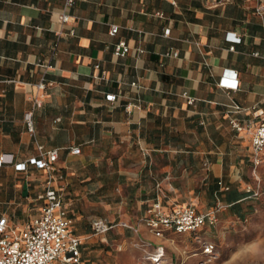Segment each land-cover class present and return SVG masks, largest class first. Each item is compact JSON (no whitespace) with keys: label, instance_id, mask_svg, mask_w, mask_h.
Segmentation results:
<instances>
[{"label":"crops","instance_id":"0c3cea01","mask_svg":"<svg viewBox=\"0 0 264 264\" xmlns=\"http://www.w3.org/2000/svg\"><path fill=\"white\" fill-rule=\"evenodd\" d=\"M64 4L0 0V155L13 154L19 163L37 155L39 145L59 149L61 172L62 157L73 155L70 147L168 117L205 130L206 122L238 118L251 127L240 135L241 148L252 145V131L264 117V0H75L63 24ZM113 25L119 27L115 35ZM120 41L130 46L124 57L114 54ZM226 71L237 72V89L220 85ZM42 79L45 88L38 86ZM184 92L196 98L194 104ZM111 93L115 101L107 98ZM28 112L34 133L27 128ZM200 153L206 164L204 143ZM225 158L220 151L211 161L219 183ZM45 179L33 165L25 171L3 165L0 217L27 223L42 204L37 195ZM226 188L236 191L237 202L248 197L244 187Z\"/></svg>","mask_w":264,"mask_h":264},{"label":"rangeland","instance_id":"374dc122","mask_svg":"<svg viewBox=\"0 0 264 264\" xmlns=\"http://www.w3.org/2000/svg\"><path fill=\"white\" fill-rule=\"evenodd\" d=\"M232 118L206 122V130L203 124L188 126L184 120L152 119L127 135L81 145L80 155L66 152L60 163L63 179L58 182L83 241L79 264H150L144 258L149 240L164 249V264H264V153L259 165L249 160L254 156L252 145L241 148L243 131H237ZM202 143L206 164L201 160ZM220 151L226 158L216 189L211 161ZM227 185L244 187L248 193L235 208L225 199ZM154 198L174 207L189 204L203 212L216 210L217 223L197 234L153 238L140 219ZM15 200L18 204L25 199ZM18 207L17 211L23 208ZM95 218L119 226L94 235ZM124 223L139 231L123 227ZM204 242L214 245L211 255L203 253Z\"/></svg>","mask_w":264,"mask_h":264},{"label":"built area","instance_id":"2783aa9c","mask_svg":"<svg viewBox=\"0 0 264 264\" xmlns=\"http://www.w3.org/2000/svg\"><path fill=\"white\" fill-rule=\"evenodd\" d=\"M74 3L75 0H65L64 10L59 16L61 23L64 24L70 20V10ZM118 29V26L113 25L111 34L115 35ZM168 32L169 30L165 33L168 34ZM234 39L239 40L240 38L234 37ZM56 50L55 47L54 55ZM129 50L128 43L120 41L114 47V54L117 57H124ZM173 55L177 56L178 51H175ZM132 85L140 87L137 82H133ZM220 85L226 89H237V72L226 71L221 78ZM38 86L45 88V79H42ZM183 95L188 104L195 103L196 98L187 92H184ZM107 98L115 101L117 95L111 93L107 95ZM231 107L234 111L240 110V106L236 103ZM32 116L33 113L28 112L26 122L28 131L34 133L35 125ZM261 116L262 114L259 115V117ZM260 120L262 121L252 131L254 154L252 162L255 165L261 164V154L264 153V117H261ZM231 122L238 132L251 130L249 123H243L238 118H232ZM38 150L37 155L19 163L15 162L13 154L3 153L0 155V168L9 164L14 165L19 171H25L28 169V165H33L46 173L44 189L37 195V200L42 204L39 206L38 212L27 223L21 227L6 215L0 217V264H79L83 241L75 231L74 217L70 213L61 189L56 186V182L63 179V174L57 167L60 151L59 149L45 150L41 145L38 146ZM70 151L73 155L82 153L80 146H72ZM217 220L216 210L203 212L194 205L168 207L161 199L154 198L145 209L140 223L147 227L154 238L162 239L167 234H197L206 226H214ZM117 226L119 223L103 218H95L91 221V231L94 235L106 234ZM122 226L137 230L135 226L128 223H124ZM147 243L149 247L145 249L146 256L144 258L150 264H164V249L154 240H149ZM213 252L214 245L204 242L203 253L211 255Z\"/></svg>","mask_w":264,"mask_h":264},{"label":"trees","instance_id":"16d2710c","mask_svg":"<svg viewBox=\"0 0 264 264\" xmlns=\"http://www.w3.org/2000/svg\"><path fill=\"white\" fill-rule=\"evenodd\" d=\"M216 189H218L219 188V180L217 179L216 180ZM226 195H225V199H226V201L229 203V204H233V206H234V208L235 207H237L238 206V204L240 203V202H237V199H234L235 198V196H236V191H226V192H224ZM92 230V229H91ZM77 233V232H76ZM82 250H83V245H82ZM81 258H82V253H81Z\"/></svg>","mask_w":264,"mask_h":264}]
</instances>
